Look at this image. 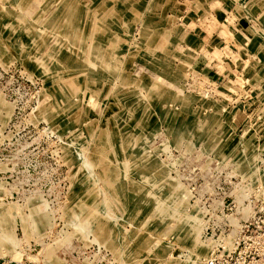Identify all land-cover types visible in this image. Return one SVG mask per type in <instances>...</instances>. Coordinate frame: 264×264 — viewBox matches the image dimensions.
<instances>
[{
	"label": "rangeland",
	"instance_id": "obj_1",
	"mask_svg": "<svg viewBox=\"0 0 264 264\" xmlns=\"http://www.w3.org/2000/svg\"><path fill=\"white\" fill-rule=\"evenodd\" d=\"M211 260L264 264V0H0V264Z\"/></svg>",
	"mask_w": 264,
	"mask_h": 264
},
{
	"label": "built area",
	"instance_id": "obj_2",
	"mask_svg": "<svg viewBox=\"0 0 264 264\" xmlns=\"http://www.w3.org/2000/svg\"><path fill=\"white\" fill-rule=\"evenodd\" d=\"M241 244V243H240ZM240 244H238V245H240ZM233 252H235V251H233ZM230 254V256H232V252H230L229 253ZM12 262H8V264H11ZM5 264V263H4ZM16 264H20V263H16ZM209 264H215V261L214 260H211L210 262H209Z\"/></svg>",
	"mask_w": 264,
	"mask_h": 264
}]
</instances>
